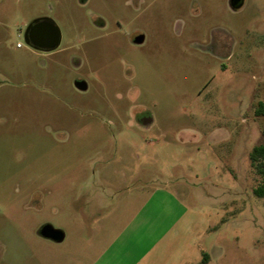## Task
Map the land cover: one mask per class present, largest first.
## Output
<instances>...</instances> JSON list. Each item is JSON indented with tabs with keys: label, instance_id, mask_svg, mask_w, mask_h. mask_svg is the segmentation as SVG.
<instances>
[{
	"label": "rangeland",
	"instance_id": "obj_1",
	"mask_svg": "<svg viewBox=\"0 0 264 264\" xmlns=\"http://www.w3.org/2000/svg\"><path fill=\"white\" fill-rule=\"evenodd\" d=\"M241 1L0 0V264H264V0ZM41 17L54 50L25 39Z\"/></svg>",
	"mask_w": 264,
	"mask_h": 264
},
{
	"label": "water",
	"instance_id": "obj_2",
	"mask_svg": "<svg viewBox=\"0 0 264 264\" xmlns=\"http://www.w3.org/2000/svg\"><path fill=\"white\" fill-rule=\"evenodd\" d=\"M242 5L241 0H231V6L238 8ZM25 39L32 47L51 51L59 47L62 40V32L58 24L50 17H41L33 20L26 28ZM144 40V35L139 34L134 38V41L140 43ZM79 89L85 90L87 82L79 80L76 82ZM45 236L55 240L62 241L65 238L64 230L56 228L52 224L45 226L42 230Z\"/></svg>",
	"mask_w": 264,
	"mask_h": 264
},
{
	"label": "trees",
	"instance_id": "obj_3",
	"mask_svg": "<svg viewBox=\"0 0 264 264\" xmlns=\"http://www.w3.org/2000/svg\"><path fill=\"white\" fill-rule=\"evenodd\" d=\"M256 112L260 115H264V102L260 101ZM250 159L252 165L257 169V171L264 176V143L255 145L250 152ZM255 192L259 196H264V182L261 186L255 189ZM208 261L207 254L204 255V258L201 264H206Z\"/></svg>",
	"mask_w": 264,
	"mask_h": 264
},
{
	"label": "flooded vegetation",
	"instance_id": "obj_4",
	"mask_svg": "<svg viewBox=\"0 0 264 264\" xmlns=\"http://www.w3.org/2000/svg\"><path fill=\"white\" fill-rule=\"evenodd\" d=\"M241 7V6H240ZM239 8V7H238ZM235 9H237V8H235ZM137 35H135L134 36V38L136 37ZM133 38V39H134ZM49 225V223H44V224H42L41 226H40V228H39V234L42 236V237H45V238H48V239H51V238H49L48 236H45L44 234H43V232H42V230H43V228L45 227V226H48ZM53 240V239H52ZM55 241V240H54Z\"/></svg>",
	"mask_w": 264,
	"mask_h": 264
},
{
	"label": "built area",
	"instance_id": "obj_5",
	"mask_svg": "<svg viewBox=\"0 0 264 264\" xmlns=\"http://www.w3.org/2000/svg\"><path fill=\"white\" fill-rule=\"evenodd\" d=\"M19 46L21 45V43L18 44Z\"/></svg>",
	"mask_w": 264,
	"mask_h": 264
}]
</instances>
